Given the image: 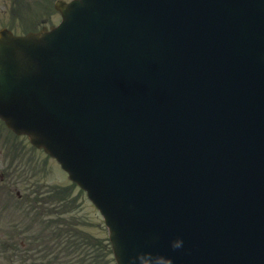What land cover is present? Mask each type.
Returning <instances> with one entry per match:
<instances>
[{
	"label": "water",
	"instance_id": "95a60500",
	"mask_svg": "<svg viewBox=\"0 0 264 264\" xmlns=\"http://www.w3.org/2000/svg\"><path fill=\"white\" fill-rule=\"evenodd\" d=\"M150 1L163 6L169 17L153 37L156 12L146 5ZM254 5L255 0L74 1L64 25V34L73 39L53 49L56 64L44 81L51 89L45 101L25 87L39 68L33 54L16 57L31 69L13 64L11 54L18 44L34 42L35 36L10 41L15 46H0V114L14 129L29 131L32 142L58 154L64 164L70 151L84 175L75 173L86 177L91 197L101 200L100 208L132 243L134 255L151 251L172 256L174 264L197 262L169 244L172 230L179 232L192 213L203 223L221 222L223 212L218 215L213 209L205 214L197 207L204 194L202 201L209 209L212 203L234 204L241 226L252 237L258 234L259 245H239L237 254L225 253L221 259L226 264H264V185L262 208L254 199L247 201L255 195L230 188L238 191L249 182L261 185L255 166L264 171V108L259 107L264 106V27L249 32V38L236 46L238 36H231L234 6L244 13L254 9L260 17L264 5L258 11ZM37 102L43 104L40 113L31 108ZM170 102L181 114L174 149H198L192 164L175 175L169 173V142L132 156L136 141L150 134L159 109L163 112ZM217 119L234 129L240 142L214 140ZM105 121L111 124L108 140L99 133ZM58 133L65 148L56 141ZM231 167L233 181L219 189ZM213 189L224 198H207ZM157 229L163 230L161 240L151 234Z\"/></svg>",
	"mask_w": 264,
	"mask_h": 264
},
{
	"label": "rangeland",
	"instance_id": "374dc122",
	"mask_svg": "<svg viewBox=\"0 0 264 264\" xmlns=\"http://www.w3.org/2000/svg\"><path fill=\"white\" fill-rule=\"evenodd\" d=\"M9 136L12 137V135H8L6 130H4V128L0 124V141H3L4 145H9V142H11V138ZM19 140L24 142L22 137H17V141ZM24 148L26 152L29 155H31L32 150L29 148V146L26 145ZM35 155L38 158H40V161H42L44 167L40 170L33 172L37 174L36 176L33 177V179L38 180V184H45L48 187V188H44L46 192L47 190L49 191L52 188V186H55V185H70L67 179L62 178L60 176V174L62 175V172L58 169V166H56L55 169L59 173L58 172L56 173L54 169V165L52 164V162H50L51 160L49 161V160L43 159L44 157L37 150L35 151ZM63 193H67L71 195L73 194L74 196L77 195V197L75 196V199L73 200L74 203L71 206H70V203L68 204V206L72 208V211L70 212V214H73V217L78 218L80 221L77 223V225L74 228H77V229L79 228L80 229L79 233L81 234H87L88 244L93 245L96 251V255L98 257H103L105 251L109 252V247L107 244L108 241H107L106 227L104 226V223L101 220L99 213L93 207V205L90 203L87 197H85L84 193L80 191L78 187L77 188L73 187L71 190V187L68 186L67 189L63 191ZM5 196H8V194L6 193L5 186L3 187V185L0 184V205L1 207H3L2 203L4 201ZM67 211H70V210H67ZM67 214L68 213H66L65 215ZM1 218L4 224H0V229L3 230V229H6L5 225H7L9 221L16 219L18 217L9 215V214H4V217H1ZM28 227L30 228V231L32 232L39 231L42 233L41 235H45V232L43 231V229L41 228L39 224V220L37 219V217L34 218L33 215L29 216ZM1 237H5V236H1ZM16 238L19 241H22L21 236H18ZM81 244H86V243L81 241ZM34 245L37 247H40L43 245H45L46 247H53V240H50V237L46 236L43 239L41 238L40 240H36L34 242ZM9 253L10 254H8V252L7 254L0 253V264H23L22 260H20L18 256H14L13 254H11V252ZM39 253H42V251H40ZM7 256L10 257L11 261H14V262L9 263L10 260ZM34 256H36V254H34ZM111 256H112L111 254L107 253L106 256L100 260V263H102L103 261H106V263L108 264H115L114 262H112ZM53 260L54 259H50V261H53Z\"/></svg>",
	"mask_w": 264,
	"mask_h": 264
},
{
	"label": "clouds",
	"instance_id": "9594fccd",
	"mask_svg": "<svg viewBox=\"0 0 264 264\" xmlns=\"http://www.w3.org/2000/svg\"><path fill=\"white\" fill-rule=\"evenodd\" d=\"M183 239L178 237L171 241L172 248H180L183 246ZM140 264H174L173 257L170 255H165L163 253H153L151 251H145L139 253Z\"/></svg>",
	"mask_w": 264,
	"mask_h": 264
}]
</instances>
